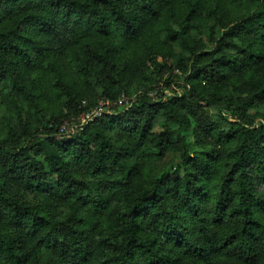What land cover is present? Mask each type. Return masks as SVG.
Here are the masks:
<instances>
[{
	"label": "clouds",
	"instance_id": "clouds-1",
	"mask_svg": "<svg viewBox=\"0 0 264 264\" xmlns=\"http://www.w3.org/2000/svg\"><path fill=\"white\" fill-rule=\"evenodd\" d=\"M0 264H264V0H0Z\"/></svg>",
	"mask_w": 264,
	"mask_h": 264
}]
</instances>
